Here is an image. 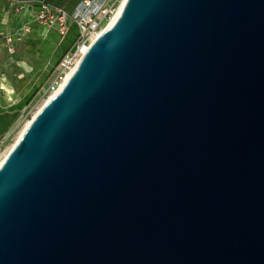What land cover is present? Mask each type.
<instances>
[{
	"label": "water",
	"instance_id": "1",
	"mask_svg": "<svg viewBox=\"0 0 264 264\" xmlns=\"http://www.w3.org/2000/svg\"><path fill=\"white\" fill-rule=\"evenodd\" d=\"M0 264H264V0H124L0 162Z\"/></svg>",
	"mask_w": 264,
	"mask_h": 264
},
{
	"label": "rangeland",
	"instance_id": "2",
	"mask_svg": "<svg viewBox=\"0 0 264 264\" xmlns=\"http://www.w3.org/2000/svg\"><path fill=\"white\" fill-rule=\"evenodd\" d=\"M81 1L83 0H79V2ZM120 1L94 0L93 7L95 5L96 7L107 6L114 14ZM63 9L68 10V8ZM73 34L68 28L66 36ZM71 43L70 38L65 39L62 43L57 38L55 41H51L49 48L43 50L37 46L26 48L25 46L28 44H23L22 38L15 43L12 55H9L5 49V56L15 55L16 57L8 60L10 64V69L7 68L6 71L8 77H2L8 82V86L3 88L6 89L2 92L5 102L4 100L1 102L3 106L0 108V157L12 145L22 126L31 120L42 102L49 97L46 94L47 84L62 53ZM32 92L30 100L23 104L25 97L27 98ZM18 102L21 107L17 106Z\"/></svg>",
	"mask_w": 264,
	"mask_h": 264
},
{
	"label": "built area",
	"instance_id": "3",
	"mask_svg": "<svg viewBox=\"0 0 264 264\" xmlns=\"http://www.w3.org/2000/svg\"><path fill=\"white\" fill-rule=\"evenodd\" d=\"M29 4L31 3L17 2L14 11L20 12ZM93 5L94 0H83L69 13L63 8L52 7L43 1L36 2L32 22L43 26V37L54 31L59 38V42H61L71 24H74L77 29L75 41L60 57L54 68L52 77L46 87L47 95H53L59 90L83 56L82 49L84 46L92 43L101 34V30L106 23L112 19L113 14L109 7H96V5L93 7ZM30 30L31 25L28 23L22 27L19 33L13 36L0 32V39L3 41L9 55L14 53L15 43L20 41L24 34H28Z\"/></svg>",
	"mask_w": 264,
	"mask_h": 264
},
{
	"label": "crops",
	"instance_id": "4",
	"mask_svg": "<svg viewBox=\"0 0 264 264\" xmlns=\"http://www.w3.org/2000/svg\"><path fill=\"white\" fill-rule=\"evenodd\" d=\"M17 2H26L31 3L26 5V7L20 12H15ZM36 0H0V32H4L8 35H15L19 33L22 27L25 24L31 25V30L28 34H24L23 44H28L25 46L28 48L29 46H37L43 50L49 48L51 41H55L58 37L54 31L48 33L46 37L42 36L43 26L35 24L32 22L33 10L35 9ZM5 45L3 41L0 39V108H2V101L5 99L2 96V92L5 90L4 87L8 86V82L2 77H8V70L10 69V64L8 60L15 58L16 56H5ZM8 57V58H7ZM8 100V99H7ZM17 106L20 103H16Z\"/></svg>",
	"mask_w": 264,
	"mask_h": 264
},
{
	"label": "trees",
	"instance_id": "5",
	"mask_svg": "<svg viewBox=\"0 0 264 264\" xmlns=\"http://www.w3.org/2000/svg\"><path fill=\"white\" fill-rule=\"evenodd\" d=\"M38 1H43L52 7L68 8L67 12H69V13H71L76 8V6L80 3L79 0H36V2H38ZM69 28L74 34L72 36H66L65 35V37L63 38V40L60 43H62L67 38H70V41H72V43L66 50H64L62 55L72 46L73 42L75 41V39L77 37L76 26L74 24H71L69 26ZM71 37H72V39H71ZM33 92L27 98L25 97L23 104L27 103L30 100ZM19 107H21V104L19 105Z\"/></svg>",
	"mask_w": 264,
	"mask_h": 264
},
{
	"label": "bare ground",
	"instance_id": "6",
	"mask_svg": "<svg viewBox=\"0 0 264 264\" xmlns=\"http://www.w3.org/2000/svg\"><path fill=\"white\" fill-rule=\"evenodd\" d=\"M123 2H124V0H121V1L118 3V6H117V8H116V10H115V13H114L113 16H112V19L110 20V22L106 23L105 27H103V29L101 30V33H102L103 31H105V30L108 28V26L110 25L111 21L114 19V17H115L116 14L118 13V11H119L121 5L123 4ZM90 44H91V43H88V44H86V45L84 46V48L82 49V53H83V54L86 52V50H87V48L90 46ZM51 96H52V95H49V97H47V98L42 102L41 106H40V107L37 109V111L33 114L32 118H33V117H34V116H35V115H36V114H37V113H38V112L44 107V105L47 103V101L50 99ZM32 118H31V119H32ZM30 121H31V120L27 121V122L22 126L21 130L19 131V133L17 134L15 140L13 141L12 145H11L9 148H7L6 151L3 153V155L0 157V162H1V160L5 157V155L9 152V150L11 149V147H12V146L16 143V141L19 139V137L21 136V134L23 133V131L25 130V128L29 125Z\"/></svg>",
	"mask_w": 264,
	"mask_h": 264
}]
</instances>
